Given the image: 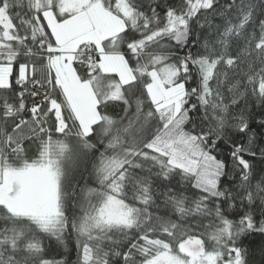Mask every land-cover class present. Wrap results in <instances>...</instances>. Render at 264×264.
Returning a JSON list of instances; mask_svg holds the SVG:
<instances>
[{
    "label": "snow or ice",
    "instance_id": "1",
    "mask_svg": "<svg viewBox=\"0 0 264 264\" xmlns=\"http://www.w3.org/2000/svg\"><path fill=\"white\" fill-rule=\"evenodd\" d=\"M261 17L0 0V264H264Z\"/></svg>",
    "mask_w": 264,
    "mask_h": 264
},
{
    "label": "trees",
    "instance_id": "2",
    "mask_svg": "<svg viewBox=\"0 0 264 264\" xmlns=\"http://www.w3.org/2000/svg\"><path fill=\"white\" fill-rule=\"evenodd\" d=\"M254 2L257 3V4H259L260 3V0H254ZM261 18H264V17H261ZM193 50H195V48H193ZM73 167H75V165H73ZM79 170L81 172H83L84 180H82L81 183L84 184V183H86L88 181L87 172H84L83 171V165L80 166V169ZM89 186L95 187V184H91L90 183ZM252 240H254V242H255V249H256L255 255H256V260L259 261V259H260L259 244H260V241H261V237L257 236V237L252 238ZM250 242H252V241L245 240L244 246H248V244ZM73 259H74V254H73Z\"/></svg>",
    "mask_w": 264,
    "mask_h": 264
}]
</instances>
